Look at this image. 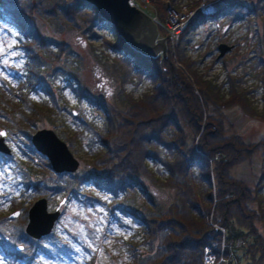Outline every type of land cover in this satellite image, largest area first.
I'll list each match as a JSON object with an SVG mask.
<instances>
[{"label": "trees", "instance_id": "trees-1", "mask_svg": "<svg viewBox=\"0 0 264 264\" xmlns=\"http://www.w3.org/2000/svg\"><path fill=\"white\" fill-rule=\"evenodd\" d=\"M151 1L160 19L168 6L176 11L171 3ZM235 4L226 3L213 15ZM208 16L200 9L192 12L176 41L177 51L192 25ZM76 17L83 18L84 25L92 21L101 23L97 11L82 0H0V18L8 20L23 39L30 64L26 84L31 88L41 84L37 67L42 64L38 61L41 56L59 60L57 57L66 49L65 42L45 36V26L63 30L75 26ZM104 42L117 54L127 57L133 69L154 84L134 97L122 87L127 78L123 72L111 101L91 97L78 85V97L85 98L102 115L101 126H93L100 150L90 152L86 166L66 179L62 188L74 192L79 181L85 180L112 195L128 189L142 194L145 199L142 206L117 205L137 223L141 242L146 245L137 249V244L130 243L133 258L128 264H201L203 246L209 245L219 253L221 243L219 264H264V233L256 226L264 217L261 206L264 129L255 139L244 138L235 131L227 133L222 109L235 105L243 114L259 118L263 124L264 113L251 106L244 89L232 85L224 93L197 71L192 61L178 56L181 67L174 66L169 49L157 59L134 50L116 34L113 41ZM51 44L55 51L42 50ZM68 69V74L76 77V68ZM15 96L20 97L27 112L19 105L6 103V106L1 97L0 108L10 116L9 125L27 135L25 128L35 126L41 119V110L47 107L29 103L21 94ZM7 107L8 111L4 109ZM66 139L72 145L71 139ZM257 152L262 153V162L252 185L230 174L235 165L248 161ZM150 163L160 166V175ZM148 184L169 190L170 201L160 202ZM234 235L241 238L238 247L229 243Z\"/></svg>", "mask_w": 264, "mask_h": 264}, {"label": "rangeland", "instance_id": "rangeland-1", "mask_svg": "<svg viewBox=\"0 0 264 264\" xmlns=\"http://www.w3.org/2000/svg\"><path fill=\"white\" fill-rule=\"evenodd\" d=\"M165 2L171 3L176 10L200 9L209 15L192 25L178 44V51L170 44L169 32L155 25L157 37L163 38L165 49L171 51L173 65L181 67L178 56L192 61L195 69L224 93L232 85L244 89L251 106L258 113H264V0ZM230 2L236 4L213 15L216 9ZM193 3H197L195 7L188 8ZM150 5L159 19L151 0ZM82 19L76 17L75 26L63 30L45 26V36L65 42L66 49L57 57L62 61L41 56L38 61L42 64H35L41 84L34 85L33 89L26 84L30 64L22 46L23 39L8 20L0 18L1 99L5 100V105H19L25 112V105L16 94L24 96L29 103L47 107L41 110V119L35 126L25 128L27 135L9 125L10 116L0 108V129L5 131L4 143L9 148L8 153L0 152V264H128L133 258L129 252L130 243L137 244V249L146 247L141 242L142 233L137 223L117 206L144 205L145 199L138 190L128 189L112 195L85 180L79 181L74 192L71 188H62L66 179L86 166L90 152L100 150L93 126H101L102 115L85 98L78 97V85L81 84L91 97L111 101L118 88V77L123 72L127 78L122 87L134 97L154 84L133 69L127 57L105 44V39L113 41L115 37L110 28L96 21L84 25ZM219 42L232 46L216 58ZM46 49L55 51L56 47L51 44L42 50ZM61 65H65L64 68L61 69ZM72 67L77 70L74 78L67 72ZM4 109L9 110L8 107ZM222 112L227 133L235 131L244 138L255 139L263 132L264 124L259 118L243 114L235 105L223 108ZM43 127L51 128L78 160L74 172H53L46 159L33 150L28 138L34 130ZM66 137L71 139L72 145ZM261 162L262 153L257 152L248 161L235 165L230 174L252 185ZM150 166L160 175L159 165L150 163ZM148 188L163 204L170 201L169 190L152 184H148ZM41 196L46 198V209L52 211L58 207L59 214L49 233L34 239L24 231L26 212ZM261 198L264 211V185ZM15 209L18 214L9 218L8 214ZM256 226L264 233V217ZM240 241L241 238L234 235L229 243L238 247Z\"/></svg>", "mask_w": 264, "mask_h": 264}, {"label": "water", "instance_id": "water-1", "mask_svg": "<svg viewBox=\"0 0 264 264\" xmlns=\"http://www.w3.org/2000/svg\"><path fill=\"white\" fill-rule=\"evenodd\" d=\"M92 6L98 13L101 23L120 36L134 50L144 55L159 58L165 51L163 38L157 37L155 24L149 15L130 4L128 0H82ZM232 45L219 42L216 46L217 56L221 57ZM5 131L0 129V152L8 153L9 148L4 143ZM29 144L33 150L46 159L48 166L56 173H71L78 166V160L73 156L66 143L61 140L51 128H38L29 136ZM46 198L35 199L26 212L25 233L37 239L52 228L59 211L55 207L52 211L46 209ZM18 210L8 214L15 217ZM20 246H16L19 249Z\"/></svg>", "mask_w": 264, "mask_h": 264}, {"label": "built area", "instance_id": "built-area-1", "mask_svg": "<svg viewBox=\"0 0 264 264\" xmlns=\"http://www.w3.org/2000/svg\"><path fill=\"white\" fill-rule=\"evenodd\" d=\"M164 1V0H163ZM166 1V0H165ZM130 4L137 6L139 9L149 15L153 23L164 27L169 32V40L171 45H175L181 30L183 29L187 19L192 14V10H173L169 9L161 20L157 18L156 13L150 5V0H128ZM223 232L222 227H218ZM219 253H215L211 246L205 245L202 248L201 264H219L222 260L223 244L219 246Z\"/></svg>", "mask_w": 264, "mask_h": 264}, {"label": "flooded vegetation", "instance_id": "flooded-vegetation-1", "mask_svg": "<svg viewBox=\"0 0 264 264\" xmlns=\"http://www.w3.org/2000/svg\"><path fill=\"white\" fill-rule=\"evenodd\" d=\"M102 24H103V23H102ZM17 259L21 260V257L18 256Z\"/></svg>", "mask_w": 264, "mask_h": 264}]
</instances>
